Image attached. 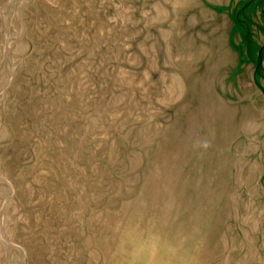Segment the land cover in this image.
<instances>
[{
  "label": "rangeland",
  "instance_id": "rangeland-1",
  "mask_svg": "<svg viewBox=\"0 0 264 264\" xmlns=\"http://www.w3.org/2000/svg\"><path fill=\"white\" fill-rule=\"evenodd\" d=\"M132 228L264 264V0H0V264H128Z\"/></svg>",
  "mask_w": 264,
  "mask_h": 264
},
{
  "label": "clouds",
  "instance_id": "clouds-1",
  "mask_svg": "<svg viewBox=\"0 0 264 264\" xmlns=\"http://www.w3.org/2000/svg\"><path fill=\"white\" fill-rule=\"evenodd\" d=\"M202 147L207 148L208 145ZM123 243L127 250L128 264H156L159 255L170 250V246L157 234L151 231L141 233L134 228L125 233Z\"/></svg>",
  "mask_w": 264,
  "mask_h": 264
}]
</instances>
